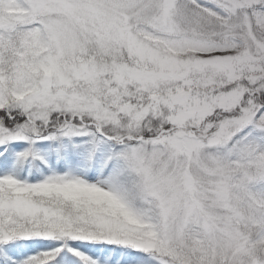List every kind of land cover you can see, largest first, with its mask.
Masks as SVG:
<instances>
[{
	"label": "snow or ice",
	"instance_id": "6c2138e0",
	"mask_svg": "<svg viewBox=\"0 0 264 264\" xmlns=\"http://www.w3.org/2000/svg\"><path fill=\"white\" fill-rule=\"evenodd\" d=\"M0 264H264V0H0Z\"/></svg>",
	"mask_w": 264,
	"mask_h": 264
}]
</instances>
